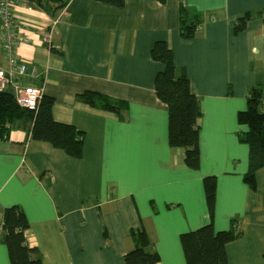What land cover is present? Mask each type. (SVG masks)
Instances as JSON below:
<instances>
[{"label":"crops","instance_id":"0c3cea01","mask_svg":"<svg viewBox=\"0 0 264 264\" xmlns=\"http://www.w3.org/2000/svg\"><path fill=\"white\" fill-rule=\"evenodd\" d=\"M262 9L264 0H124L121 7L68 0L51 14L15 6L16 28L29 40L16 53L36 69L19 84L52 98L53 120L83 138L73 158L32 139L22 121L0 135V264H10L1 239L4 210L13 206L25 214L26 245L42 264H125L140 230L157 264H186L179 236L209 222L207 176L216 178L214 231L241 232L225 245L228 264H264V154L236 136L246 131L236 116L251 87L261 86L264 103V23L251 19L233 32L237 19ZM180 10L202 20L192 39L180 36ZM157 41L169 45L199 100L197 170L168 145L167 106L154 91L163 68L151 57ZM0 68H8L1 39ZM86 91L125 102L127 116L78 102ZM249 172L255 191L243 180Z\"/></svg>","mask_w":264,"mask_h":264},{"label":"trees","instance_id":"16d2710c","mask_svg":"<svg viewBox=\"0 0 264 264\" xmlns=\"http://www.w3.org/2000/svg\"><path fill=\"white\" fill-rule=\"evenodd\" d=\"M35 4L47 14L55 8L62 7L68 0H27ZM102 4L121 7L124 0H92ZM163 2L164 0H156ZM251 19H260L264 23V9L247 13L237 19L233 32L238 34L245 30ZM202 23L197 16L188 11L180 10V36L192 39ZM151 57L162 64L154 79V91L157 99L167 106L168 145L184 151V164L191 170H197L200 163L199 126L202 114L199 100L190 92L189 80L184 69H178L173 64L169 45L163 41L154 43ZM78 102L97 109L112 112L120 120L127 116V104L114 100L97 92L86 91L76 96ZM52 98L42 96L34 110L21 108L14 98L6 92L0 93V135L8 131V127L17 121L29 129L32 139L50 143L63 150L70 157L78 158L82 151V134L74 127L57 123L52 118ZM237 123L245 127V132H238L240 144L247 145L250 150L264 154V103L261 86L251 87L246 95V105L238 111ZM31 124V126H28ZM248 187L255 191L256 181L253 173L243 177ZM203 190L209 215V222L194 231L181 233L180 244L186 264H228L225 245L237 239L241 232L231 225L227 231L215 232L213 216L216 201V178L207 176L203 179ZM28 221L23 211L17 206L9 207L3 213V236L1 242L5 245L10 264H42L38 250L26 245L24 231ZM134 247L124 256L125 264H157L158 254L153 251L148 236L143 230L133 234ZM35 256V258H33Z\"/></svg>","mask_w":264,"mask_h":264},{"label":"built area","instance_id":"2783aa9c","mask_svg":"<svg viewBox=\"0 0 264 264\" xmlns=\"http://www.w3.org/2000/svg\"><path fill=\"white\" fill-rule=\"evenodd\" d=\"M22 7L26 11H33L35 4L27 0H0V30L1 53L8 64V68H0V93L11 88L10 95L21 108L34 110L42 97L37 87L19 84V80L27 74L35 76L36 69L24 63L18 57L16 49L20 43L29 42L28 38L16 28L14 7ZM40 36L45 43L50 42L51 33L41 30Z\"/></svg>","mask_w":264,"mask_h":264},{"label":"rangeland","instance_id":"374dc122","mask_svg":"<svg viewBox=\"0 0 264 264\" xmlns=\"http://www.w3.org/2000/svg\"><path fill=\"white\" fill-rule=\"evenodd\" d=\"M106 6H108V5H106ZM158 73V72H157ZM157 75V74H156Z\"/></svg>","mask_w":264,"mask_h":264},{"label":"clouds","instance_id":"9594fccd","mask_svg":"<svg viewBox=\"0 0 264 264\" xmlns=\"http://www.w3.org/2000/svg\"><path fill=\"white\" fill-rule=\"evenodd\" d=\"M36 6V5H35Z\"/></svg>","mask_w":264,"mask_h":264}]
</instances>
